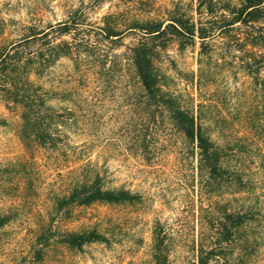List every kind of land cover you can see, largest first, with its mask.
<instances>
[{"label":"rangeland","instance_id":"rangeland-1","mask_svg":"<svg viewBox=\"0 0 264 264\" xmlns=\"http://www.w3.org/2000/svg\"><path fill=\"white\" fill-rule=\"evenodd\" d=\"M135 1L141 2L136 5L141 16L162 19L178 5L190 12L196 2ZM132 2L0 0V47L25 35L27 27L45 28L68 20L76 11L84 14L87 23L100 24L102 16L127 11ZM136 39L137 35L126 33L113 52H125ZM202 58L200 67L197 40L180 47L172 39L160 51L157 66L171 92L182 100L188 94L210 140L223 148L230 168L251 184L248 199L257 214V223L249 225L256 231L247 227L240 233L247 242L225 245L223 254L208 264H264V100L239 61L225 62L220 52ZM117 61L106 82H92L87 88L67 57L58 59L42 76L39 83L50 97L47 104L67 118L64 126H58L60 139L53 148L22 138L20 107L0 97V217L7 218L0 227V264H154L155 221L168 232L170 264H197L195 242L205 196L196 170V150L185 146L168 120L160 117L150 130L148 160L143 159L139 148L131 145L134 131L126 100V61ZM203 65L207 72L198 85ZM86 162L105 188L137 192L140 201L59 209L58 200L80 178V166ZM226 193L228 201L241 195ZM238 204L230 201L228 207ZM84 229H95L108 241L81 249L59 243L64 232Z\"/></svg>","mask_w":264,"mask_h":264},{"label":"trees","instance_id":"trees-1","mask_svg":"<svg viewBox=\"0 0 264 264\" xmlns=\"http://www.w3.org/2000/svg\"><path fill=\"white\" fill-rule=\"evenodd\" d=\"M133 1L127 11L102 16L100 24L87 23L84 14L76 11L68 20L48 24L45 28L27 27L25 35L0 47V97L20 107L22 138H32L40 146L53 148L60 139L58 126H64L67 118L47 104L50 97L39 83L45 72L58 59L67 57L78 71L79 82L87 88L92 82H106L115 71L117 60L123 58L126 61V100L134 131L131 145L137 146L143 159L148 160L145 152L153 141L150 130L164 117L182 143L196 150V170L205 196L200 205L196 262L208 264L223 254L225 245L247 242L240 235L247 227L256 231L257 227L249 226L257 223L255 206L249 201L252 188L240 172L230 168L223 148L210 140L201 115L189 104L188 94L187 100H182L167 88L157 57L169 40H177L180 47L197 40L200 67L202 57L208 59L216 52L221 53L225 62L239 61V68L251 78L264 100L261 75L264 0H196L190 12L178 5L166 12L163 19L141 16L136 8L141 2ZM126 33L137 35L136 42L127 46L125 52L114 53ZM206 72L203 65L199 69L198 85ZM90 164L80 166L83 173L58 200L59 209L96 202L134 204L140 201L137 192L105 188L100 176L91 171ZM227 191L241 193L239 198L230 200L239 202L234 209L228 207L230 201L224 200ZM6 220L0 217V227ZM59 239V243L74 249L108 241L95 229L64 232ZM167 241L165 226L155 221L152 230L154 264H170ZM36 253L41 260V250Z\"/></svg>","mask_w":264,"mask_h":264}]
</instances>
